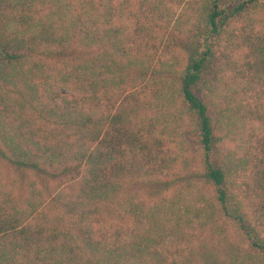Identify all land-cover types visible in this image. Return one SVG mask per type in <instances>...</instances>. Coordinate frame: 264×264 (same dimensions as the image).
I'll return each mask as SVG.
<instances>
[{"label": "trees", "instance_id": "16d2710c", "mask_svg": "<svg viewBox=\"0 0 264 264\" xmlns=\"http://www.w3.org/2000/svg\"><path fill=\"white\" fill-rule=\"evenodd\" d=\"M0 264H264V0H0Z\"/></svg>", "mask_w": 264, "mask_h": 264}, {"label": "rangeland", "instance_id": "374dc122", "mask_svg": "<svg viewBox=\"0 0 264 264\" xmlns=\"http://www.w3.org/2000/svg\"><path fill=\"white\" fill-rule=\"evenodd\" d=\"M257 126V125H256ZM258 130H261V128L260 127H258L257 128ZM186 143H187V145H188V148H189V152H190V154L191 155H193V154H196L197 153V146L195 145V139L194 138H191V137H187V139H186ZM195 167H194V165L192 164V167L190 168V169H194ZM174 191V190H173ZM172 191V192H173ZM138 192H143V195L145 194L144 193V191H142V190H140V191H138ZM171 192V193H172ZM170 193V191L169 192H167V194H169ZM204 193H205V196H209V193L207 192V191H204ZM183 195H185V193H183ZM193 197V196H192ZM191 197V198H192ZM188 198H190V197H188ZM207 235H208V233H207ZM229 235H230V237L232 236L233 238H236V235L235 234H233L232 235V233H231V230L229 231Z\"/></svg>", "mask_w": 264, "mask_h": 264}]
</instances>
